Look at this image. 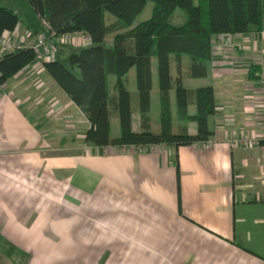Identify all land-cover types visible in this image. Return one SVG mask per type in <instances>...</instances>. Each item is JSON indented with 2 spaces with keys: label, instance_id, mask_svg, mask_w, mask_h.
Wrapping results in <instances>:
<instances>
[{
  "label": "crops",
  "instance_id": "obj_1",
  "mask_svg": "<svg viewBox=\"0 0 264 264\" xmlns=\"http://www.w3.org/2000/svg\"><path fill=\"white\" fill-rule=\"evenodd\" d=\"M252 64L257 80L247 76ZM34 69L49 76L32 63L0 86V236L29 255L27 264H264V183L247 179V157L228 141L233 133L264 139V32L214 37L207 77L184 79L190 88L211 85L216 111L210 147L178 148L179 185L172 147L141 153L86 143L88 121L50 76L88 127L72 147L79 151L49 158L39 89L27 84ZM129 77L135 108L133 70ZM151 98L158 105L156 87ZM111 124L117 130L116 117Z\"/></svg>",
  "mask_w": 264,
  "mask_h": 264
},
{
  "label": "trees",
  "instance_id": "obj_2",
  "mask_svg": "<svg viewBox=\"0 0 264 264\" xmlns=\"http://www.w3.org/2000/svg\"><path fill=\"white\" fill-rule=\"evenodd\" d=\"M11 1L13 7L0 6V37L18 22L34 34L40 33L43 21L56 36L73 32L89 36L91 44L70 53L67 65L57 58L43 61L45 71L88 121L84 141L102 148L172 147L178 185V148L211 141L209 122L216 111L213 87L190 88L184 79L207 77L214 37L264 32V0H151V16L135 25L148 0ZM177 8L186 18L174 24L171 18ZM106 14L111 16L110 22ZM108 35H112L110 45L105 44ZM35 58L29 47L1 56L0 86ZM131 70L135 108L128 87ZM247 76L260 78L256 64L250 66ZM154 87L157 131L152 129L151 118ZM134 109L139 116L137 131L132 127ZM113 117L119 128L115 136L111 134ZM258 145L264 146V139Z\"/></svg>",
  "mask_w": 264,
  "mask_h": 264
},
{
  "label": "rangeland",
  "instance_id": "obj_3",
  "mask_svg": "<svg viewBox=\"0 0 264 264\" xmlns=\"http://www.w3.org/2000/svg\"><path fill=\"white\" fill-rule=\"evenodd\" d=\"M0 6L13 7L14 5L11 0H0ZM153 6V1L148 0L142 12L136 17L134 25L149 18L152 14ZM105 17L107 22L111 21V16L109 14H106ZM185 18V13L181 9L177 8L175 9L171 20L174 24H179L182 23ZM111 43L112 35H108L105 40V44L110 45ZM90 44L91 42H88L84 46H88ZM84 46L73 47L70 45H62L59 47V49L62 48V51L58 50L59 53H57L58 55H56V58L67 65L68 55L72 52H77ZM183 60L186 63L188 61L186 56H184ZM34 76L35 78L37 77V79L33 82L28 81L27 84L31 88L36 87L39 89L40 95L37 99H35V101L39 102L38 106L42 109V113L46 119V124L44 125V133L46 134L47 139L46 155L50 158V156L55 154L65 156L70 155L72 151H79V148L74 150L72 147L77 143H83L80 139H82L81 135L88 127V123L73 105L68 104L67 101H63L64 99L62 100L61 97H59V89L51 81L49 76H44L43 70L34 69ZM132 82V77H129V87L132 85ZM186 83L188 85L191 84V82L188 81H186ZM151 115L154 119L158 120V105H156V102L153 103ZM134 119L138 120V116L136 114H134ZM116 132H119V128L116 130L114 124H111V134L114 135ZM75 148H77V146ZM239 148L241 149V154L247 157L246 168H243V171L246 172L247 179L254 185L264 183V178L259 176L260 170L264 166V153H262L259 149L255 150L245 147ZM63 182L64 184L68 182L66 177H64ZM69 187L71 189L70 182L67 183L66 188L68 189ZM62 198L63 201L61 203V207L63 211L61 213L64 216L65 214L71 213V205L69 203L70 194L68 190L63 189ZM64 234H70V231L64 230ZM11 248L12 247H9L6 241L0 236V264H27L29 255L24 254L19 250H12Z\"/></svg>",
  "mask_w": 264,
  "mask_h": 264
},
{
  "label": "built area",
  "instance_id": "obj_4",
  "mask_svg": "<svg viewBox=\"0 0 264 264\" xmlns=\"http://www.w3.org/2000/svg\"><path fill=\"white\" fill-rule=\"evenodd\" d=\"M42 25L43 30L40 33L34 34L31 30L26 29L23 26V23L18 22L12 31L3 34L0 37V57L6 53L29 47L33 49L36 55L33 64L41 65V67L44 68L43 61L55 59L60 46L70 45L77 47L84 46L88 42H91L89 36L83 32L66 33L56 36L47 22L43 21ZM227 116L229 117V114ZM255 118L258 119L259 117L255 116ZM228 141L234 147L252 148L258 145V139L248 137L243 133H233ZM210 145L211 142L208 141L203 146L208 148ZM164 148L165 146L163 145H153L149 150L147 148L135 149L142 153L150 150L160 151Z\"/></svg>",
  "mask_w": 264,
  "mask_h": 264
}]
</instances>
